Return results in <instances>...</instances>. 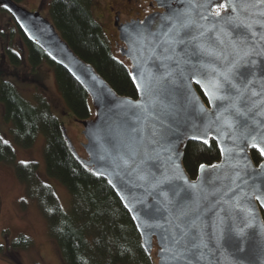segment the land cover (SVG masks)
Segmentation results:
<instances>
[{
	"label": "water",
	"instance_id": "water-1",
	"mask_svg": "<svg viewBox=\"0 0 264 264\" xmlns=\"http://www.w3.org/2000/svg\"><path fill=\"white\" fill-rule=\"evenodd\" d=\"M151 1L162 10L150 12L142 19L123 23L115 20L118 38L123 43L119 54L130 63L136 98L118 94L90 63L71 49L39 10H30L14 0H0V7L10 13L28 40L36 42L87 92L92 115L80 122L87 156L77 154L63 127L64 138L78 160L112 187L128 211L147 254L151 253L155 239L158 246L155 264H264V167H261L264 156L260 155L262 160L256 164L250 155L251 148L260 154V148L264 147H252L251 142V137L264 135V17H257L260 23L253 26L254 37L248 30L228 26L234 37L245 36L254 48L248 58L249 66L240 67L234 81L247 85V91L237 101L239 112L229 109L224 113L234 121L230 129L218 119V114L232 100L210 104L204 89L195 83L196 79L207 78L208 69L201 64L220 67L228 55L221 51L223 46L217 42L215 33L208 34V42L221 51L220 59L193 55L188 49L189 63L181 66L184 75L177 74L175 83L162 88L149 85L147 90L137 88L142 75L146 78L149 72L162 71L160 61L149 49L159 42V37L151 33L168 24L165 15L188 12L197 24L215 22L200 20L198 0ZM233 3L244 15L249 11L264 12L261 0H233ZM228 12L231 13V8ZM145 20L149 23L142 25ZM192 32L195 34V26ZM141 33L146 37L143 42L139 38ZM193 73L192 79L185 78ZM188 87L207 111L201 112L199 105L189 102ZM221 94L232 98L239 95L227 83ZM154 132L164 133L162 143L169 149L167 152L151 142ZM242 132L246 138L241 137ZM209 139L216 142L220 159L200 164L205 167L199 165L192 178L183 165L184 147L189 141ZM173 162L179 163L184 179L155 186L156 179L173 175ZM185 212L186 216L181 215ZM192 222L195 227L189 229L182 243L194 241L199 248L180 256L173 244L180 231L177 225L183 228Z\"/></svg>",
	"mask_w": 264,
	"mask_h": 264
},
{
	"label": "trees",
	"instance_id": "trees-1",
	"mask_svg": "<svg viewBox=\"0 0 264 264\" xmlns=\"http://www.w3.org/2000/svg\"><path fill=\"white\" fill-rule=\"evenodd\" d=\"M14 1L21 3L23 0ZM90 5L91 0H51L48 18L71 49L90 63L118 94L136 98L130 63L114 53L102 25L93 17ZM17 28L26 45V57L2 42L1 69L7 60L16 66L24 62L33 69L46 61L53 69L72 119L81 122L89 118L92 108L83 86L65 68L51 60L36 42L28 40L18 25ZM0 34L4 33L0 31ZM0 103L5 121L11 123L12 138L17 145L29 148L38 134L44 136L42 155L46 173L70 194V210L66 211L50 186L35 176V163H14L13 148L0 137V162L14 163L15 174L25 185V194L35 199L41 209L64 263L153 264L141 246L128 211L108 182L94 175L73 154L64 138L63 125L51 112L47 100L38 97L36 104H31L11 82L0 79ZM250 155L256 164L262 160L253 148ZM219 159V149L213 139L207 143L189 141L184 147L183 165L192 178L200 164H212ZM262 216L264 220V212ZM29 245L30 240L25 236L12 242L14 248Z\"/></svg>",
	"mask_w": 264,
	"mask_h": 264
},
{
	"label": "rangeland",
	"instance_id": "rangeland-1",
	"mask_svg": "<svg viewBox=\"0 0 264 264\" xmlns=\"http://www.w3.org/2000/svg\"><path fill=\"white\" fill-rule=\"evenodd\" d=\"M51 0H23L20 4L30 10H39L48 17V5ZM121 9V18L145 16L151 12L155 5L150 0H131L124 5L121 0H91L90 9L93 17L102 25L104 33L114 53L120 57L117 33L111 27V16L108 5ZM0 59L2 42L26 57V45L18 32L16 22L10 13L0 8ZM5 39V40H4ZM0 79L11 82L20 95L31 104H36L38 97L47 100L51 112L62 123L66 135L80 157L87 154L83 147L86 142L82 134L83 126L80 121L72 119L70 112L59 92L55 81L53 69L46 61L34 69L22 62L13 65L9 60L0 67ZM0 137L7 141L14 150V163H35V176L44 184L50 186L57 197L61 207L70 210V194L59 182L46 173L42 149L44 136L38 134L29 148H22L12 138L11 123L3 117V105L0 103ZM14 163L0 162V264H65L55 239L48 231L46 219L38 207L35 199L29 198L25 192V185L19 181L15 174ZM25 236L30 240L28 247L14 248L12 242ZM158 246L153 239V246L149 254L153 264L158 260L156 252Z\"/></svg>",
	"mask_w": 264,
	"mask_h": 264
},
{
	"label": "snow or ice",
	"instance_id": "snow-or-ice-1",
	"mask_svg": "<svg viewBox=\"0 0 264 264\" xmlns=\"http://www.w3.org/2000/svg\"><path fill=\"white\" fill-rule=\"evenodd\" d=\"M261 3H264V0H261ZM196 7L200 13V20L215 22L208 25L197 24L188 12L180 13L175 16L165 15L164 18L167 20L168 24L162 27L159 32L151 33L152 36L159 37V42L156 44L155 48L149 49L152 56L160 61L162 71L159 73L149 72L146 78L142 75L140 77V83H137L136 86L140 90H147L149 85H151L152 88H162L167 84L175 83L177 74L181 76L184 75L181 66L189 63L190 58L187 56L188 49L192 50L193 55L215 57L217 59L221 58V51L226 52L228 55L224 57L220 67H217L215 64H201L200 66L202 68L208 69L207 78L196 79L195 83L204 89V94L208 97V102L210 104L215 101L232 100V103L229 104L223 112L218 114V119L222 120V123L231 129L234 121L230 116H225L224 113L229 112V109H234L236 112H239L237 101H239L240 97L247 91V85H244L242 81L239 83L234 81L238 75V69L242 66H249L248 58L251 56L254 48L245 36L237 35L234 37L232 32L229 31L228 26H231L233 29L248 30L251 36L254 37L256 32L253 31V26L260 23L257 17H264V12L249 11L247 15H244L233 3V0H228L227 3H221L220 0H198ZM251 7L255 8V5ZM229 8H231L230 14L228 12ZM213 9H215V11H213ZM148 23L149 20L141 22L142 25ZM193 26L196 28L195 34L192 32ZM209 33H215L217 42L223 46L221 51H218L208 42ZM139 38L141 42L146 39L143 33L140 34ZM181 46H183V48L178 51ZM156 48H161L162 51L157 53ZM229 56L231 59L228 58ZM173 64L175 67L172 66ZM193 76H195V73L185 78L192 79ZM133 79L135 80L136 78L134 77ZM226 83L239 93L237 97L232 98L221 94ZM188 92L189 102L199 105L201 112L207 111L190 87H188ZM124 103L131 102L124 101ZM153 103H155V100ZM240 135L241 137H245V133L243 132ZM163 140V132L153 133L151 142L158 145L161 151L167 152L169 149L163 145ZM251 142L252 147L264 145V135L251 137ZM4 143L7 144L8 142L4 141ZM205 143H207V141H205ZM260 155L264 156V147L260 148ZM168 159L172 160V157L169 156ZM172 167L175 170L173 175H164L158 179L154 178L156 179L155 186L164 185L172 179H184L179 163L173 162ZM200 167L203 169L205 166L200 165ZM261 167H264V165ZM191 187L195 188L196 186L192 185ZM181 215L186 216L187 213H181ZM194 227V222L185 224L183 228H181V225H177L180 231L177 238L173 241V244L180 256H183L189 251L198 250L199 248V245L194 241L182 243V240L187 237L189 229Z\"/></svg>",
	"mask_w": 264,
	"mask_h": 264
},
{
	"label": "flooded vegetation",
	"instance_id": "flooded-vegetation-1",
	"mask_svg": "<svg viewBox=\"0 0 264 264\" xmlns=\"http://www.w3.org/2000/svg\"><path fill=\"white\" fill-rule=\"evenodd\" d=\"M131 0H121V2L125 5L126 4V2H130ZM150 4H151V6L152 5H155V3H153L151 0H150ZM156 6V5H155ZM114 6H113V4L112 5H108L107 6V8H108V12H109V15L111 16V20H110V22H111V27L113 28V30H115V32L117 33V36H118V30H117V26L115 25V20H116V18H117V20H118V23H123V22H126V21H128V20H130V19H136V18H138V19H142L144 16H135V17H129L128 19H123V18H121V12H122V10L121 9H114L113 8ZM162 9H160V8H158L157 6L156 7H153L152 8V10H151V12H153V11H161ZM119 39V38H118ZM119 42H121L120 40L119 41H115V45H118L119 44ZM122 43V42H121ZM123 44V43H122Z\"/></svg>",
	"mask_w": 264,
	"mask_h": 264
}]
</instances>
